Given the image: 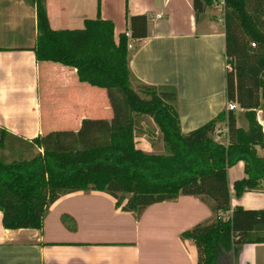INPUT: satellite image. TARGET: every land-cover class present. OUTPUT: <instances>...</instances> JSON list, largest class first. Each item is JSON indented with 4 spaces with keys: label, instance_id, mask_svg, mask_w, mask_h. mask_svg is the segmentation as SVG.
<instances>
[{
    "label": "trees",
    "instance_id": "16d2710c",
    "mask_svg": "<svg viewBox=\"0 0 264 264\" xmlns=\"http://www.w3.org/2000/svg\"><path fill=\"white\" fill-rule=\"evenodd\" d=\"M37 11V60L77 68L81 81L106 89L112 117H84L78 129L49 130L33 138L0 126V208L4 227L41 228L49 206L63 193L95 189L137 215L151 203L195 194L206 199L214 216L184 230L193 238L197 264H221L237 244L264 241V207L232 208L229 166L244 161L245 174L234 180V195L264 180V130L256 108L264 105V0H223L226 96L244 109L248 127L238 125L235 109L182 131L175 86L134 84L129 42L149 33L148 13L127 15L128 32L115 39L114 21L100 14L75 28H53L47 0H30ZM221 0H194L200 13ZM158 124L166 153L137 144L146 116ZM227 120L229 142L215 138ZM155 134L154 132L150 131ZM225 216V212L230 211Z\"/></svg>",
    "mask_w": 264,
    "mask_h": 264
},
{
    "label": "crops",
    "instance_id": "0c3cea01",
    "mask_svg": "<svg viewBox=\"0 0 264 264\" xmlns=\"http://www.w3.org/2000/svg\"><path fill=\"white\" fill-rule=\"evenodd\" d=\"M193 1L100 0L99 8L103 18L114 21L116 41L128 32V13H148V35L130 40V79L175 86L183 132L216 117L230 102L223 2L207 6L197 19ZM97 5L98 0H47V11L53 28H75L98 15ZM37 35L30 0H0V126L33 138L49 130H76L84 117H96L100 105L112 110L106 89L81 81L77 68L37 60ZM236 103L237 123L247 128L248 120H240L244 109ZM256 113L264 130V105ZM217 127L215 138L228 143L227 120ZM244 174L243 160L229 166L232 208L264 207V180L234 195L233 182ZM49 207L41 228L13 229L4 227L0 208V264H197L196 242L183 232L214 216L206 199L187 193L151 203L138 215L98 189L63 193ZM234 248L221 256V264H264V241Z\"/></svg>",
    "mask_w": 264,
    "mask_h": 264
},
{
    "label": "rangeland",
    "instance_id": "374dc122",
    "mask_svg": "<svg viewBox=\"0 0 264 264\" xmlns=\"http://www.w3.org/2000/svg\"><path fill=\"white\" fill-rule=\"evenodd\" d=\"M242 116V115H241ZM96 117H112V110L107 112L105 108L100 105L99 110L96 114ZM244 120L247 123V119L245 116L240 117L241 124ZM243 122V124H244ZM146 128L150 129V131L154 132L155 134L151 133L150 131H146L142 135L137 137V144L142 147L147 152H157V153H166V145L163 139V133H161L160 128L154 118L150 115L146 116ZM151 140V144H148L147 141Z\"/></svg>",
    "mask_w": 264,
    "mask_h": 264
},
{
    "label": "built area",
    "instance_id": "2783aa9c",
    "mask_svg": "<svg viewBox=\"0 0 264 264\" xmlns=\"http://www.w3.org/2000/svg\"><path fill=\"white\" fill-rule=\"evenodd\" d=\"M221 1L224 3L223 0H221ZM128 34H130V31H128ZM129 46H133L131 42H129ZM236 106H237V103L235 101H230L228 103V107L231 109H235ZM216 131H217V134L220 133V129L218 127H217Z\"/></svg>",
    "mask_w": 264,
    "mask_h": 264
}]
</instances>
